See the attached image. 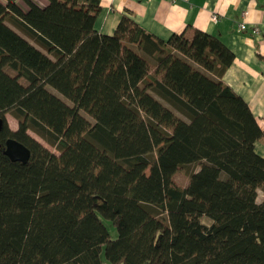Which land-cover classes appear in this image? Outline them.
I'll return each mask as SVG.
<instances>
[{"label":"trees","instance_id":"16d2710c","mask_svg":"<svg viewBox=\"0 0 264 264\" xmlns=\"http://www.w3.org/2000/svg\"><path fill=\"white\" fill-rule=\"evenodd\" d=\"M23 1L0 0V264H264V127L222 80L226 43L125 13L100 33L99 0Z\"/></svg>","mask_w":264,"mask_h":264},{"label":"crops","instance_id":"0c3cea01","mask_svg":"<svg viewBox=\"0 0 264 264\" xmlns=\"http://www.w3.org/2000/svg\"><path fill=\"white\" fill-rule=\"evenodd\" d=\"M99 5L94 27L100 33L111 34L125 13L163 40L180 31L189 36L193 28L219 36L234 54L222 80L247 102L264 127V0H99ZM239 23L246 28L238 30ZM254 150L264 157L262 138L254 142Z\"/></svg>","mask_w":264,"mask_h":264},{"label":"rangeland","instance_id":"374dc122","mask_svg":"<svg viewBox=\"0 0 264 264\" xmlns=\"http://www.w3.org/2000/svg\"><path fill=\"white\" fill-rule=\"evenodd\" d=\"M150 71H153V66L152 65H150ZM53 92H55V93H57L54 89H52L51 87H49ZM66 100V102H68V100L67 99H65ZM87 118H89L90 120H92L91 119V117L88 115V114H86V113H84V112H82ZM5 117H6V120H7V123H8V126L11 128V129H14V128H16V125H17V121H16V119L13 117V115L10 113V111H8V112H6V114H5ZM182 117V116H181ZM28 132H29V134L30 135H32L34 138H36L38 141H40L45 147H47L49 150H51V151H53V152H55V153H57V150L53 147V146H51V145H49L45 140H43L40 136H38L36 133H34L33 131H31V130H28ZM192 168H198V165L196 164V163H192V164H189V165H186V166H182V167H180V168H178L175 172H174V174H173V178L175 179V181L178 183V184H180V185H182V186H185L187 183H188V172H189V170H191ZM262 196H263V193L260 191V190H258V196H257V199L259 200V199H261L262 198ZM202 221L203 222H209V220L206 218V217H203L202 218ZM105 222V224H106V226H107V228H108V232H109V234H110V237L111 238H114L115 236H116V229H115V227L113 226V224L111 223V221L110 220H105L104 221ZM102 257H104L103 256V249H102ZM104 264H124V261L123 260H121V261H117L116 263H110V262H107V263H104ZM141 264H148L147 262H143V263H141Z\"/></svg>","mask_w":264,"mask_h":264},{"label":"water","instance_id":"95a60500","mask_svg":"<svg viewBox=\"0 0 264 264\" xmlns=\"http://www.w3.org/2000/svg\"><path fill=\"white\" fill-rule=\"evenodd\" d=\"M3 153L12 161L26 162L30 156L28 147L11 136L5 139Z\"/></svg>","mask_w":264,"mask_h":264},{"label":"built area","instance_id":"2783aa9c","mask_svg":"<svg viewBox=\"0 0 264 264\" xmlns=\"http://www.w3.org/2000/svg\"><path fill=\"white\" fill-rule=\"evenodd\" d=\"M246 28V25H245V23H239L238 24V30H243V29H245ZM256 31V27H253L252 28V32H255Z\"/></svg>","mask_w":264,"mask_h":264}]
</instances>
